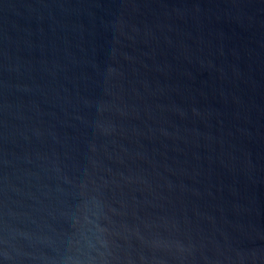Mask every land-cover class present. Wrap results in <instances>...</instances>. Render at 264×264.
Returning <instances> with one entry per match:
<instances>
[{
	"label": "water",
	"instance_id": "water-1",
	"mask_svg": "<svg viewBox=\"0 0 264 264\" xmlns=\"http://www.w3.org/2000/svg\"><path fill=\"white\" fill-rule=\"evenodd\" d=\"M0 264H264V0H0Z\"/></svg>",
	"mask_w": 264,
	"mask_h": 264
}]
</instances>
